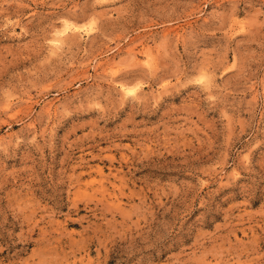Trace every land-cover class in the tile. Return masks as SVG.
Here are the masks:
<instances>
[{
    "label": "rangeland",
    "instance_id": "1",
    "mask_svg": "<svg viewBox=\"0 0 264 264\" xmlns=\"http://www.w3.org/2000/svg\"><path fill=\"white\" fill-rule=\"evenodd\" d=\"M0 264H264V0H0Z\"/></svg>",
    "mask_w": 264,
    "mask_h": 264
},
{
    "label": "bare ground",
    "instance_id": "2",
    "mask_svg": "<svg viewBox=\"0 0 264 264\" xmlns=\"http://www.w3.org/2000/svg\"><path fill=\"white\" fill-rule=\"evenodd\" d=\"M66 26V25H65ZM133 94H134V92H133Z\"/></svg>",
    "mask_w": 264,
    "mask_h": 264
}]
</instances>
